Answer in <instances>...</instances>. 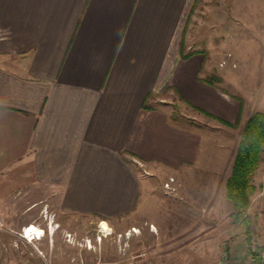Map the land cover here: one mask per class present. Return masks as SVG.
Returning a JSON list of instances; mask_svg holds the SVG:
<instances>
[{"label":"crops","instance_id":"1","mask_svg":"<svg viewBox=\"0 0 264 264\" xmlns=\"http://www.w3.org/2000/svg\"><path fill=\"white\" fill-rule=\"evenodd\" d=\"M189 2L0 0L2 206L23 198L57 214L106 218L111 228L138 221L139 233L163 248L196 231V223L205 230L211 222H227L222 209L210 205L163 202L150 178L162 172L189 176L196 166L227 167L226 140L218 143L212 131L176 119V99L220 124L239 116V101L226 87L233 68H219L221 79L213 84L206 54H181ZM253 71L247 66L242 72ZM259 93L258 87L244 99L237 124L242 131L255 111H264ZM212 139L220 147L215 155L207 148ZM3 217L16 227L37 224L46 233L36 240L44 244L43 256L34 250L23 257L16 227L2 230L1 264L69 263L62 258L65 233L51 223L59 221L48 216L43 226L8 212ZM200 246L204 255L206 244ZM183 253L195 255L189 246ZM172 255L157 264H172Z\"/></svg>","mask_w":264,"mask_h":264},{"label":"rangeland","instance_id":"2","mask_svg":"<svg viewBox=\"0 0 264 264\" xmlns=\"http://www.w3.org/2000/svg\"><path fill=\"white\" fill-rule=\"evenodd\" d=\"M180 36L185 52L190 49L189 52L206 54L211 59L212 72L206 75L211 83H219V68H233L226 87L229 94L239 101V106H244V99L251 97L258 87V97H263L264 100V0H190L181 24ZM247 66L254 68L253 73L248 72L247 75L242 72ZM262 103L264 106V101ZM171 105L174 117L181 123L212 131L218 143L220 137L223 141L226 140L227 147L222 161L227 167L222 165L214 171L196 166V169L192 168L189 176L177 173L168 175L165 172L159 176H151L156 193L163 202H196L198 205H210L211 209H222L221 214L227 215V222H211L205 230L198 229L203 224L196 223V231L175 237L170 245L172 248H163L155 239L139 233L138 221L128 228H111V223L106 218L71 213L57 214L53 208L43 207L42 202L32 205L33 202H25L21 198L20 202H5L4 206L1 203L0 213L5 228L17 225L6 222L3 217L5 212L15 220L31 218L43 226L48 225V216L52 221L56 219L60 223H51L65 233L67 241L63 246L62 258L66 256L68 264H157L164 254L171 252L172 258L176 259L172 264H219L225 247L232 251L233 258L236 259L233 264H249L252 259L255 264H264V159L253 176L255 191L250 196L248 208V214L253 220L252 240L249 244L245 227L233 216V205L226 199V180L231 173L242 135L241 126H237L238 118L233 123L220 124L214 121L210 113L188 106L181 100L176 99ZM215 139L207 146L212 149V155L220 149ZM208 151L206 149L205 153ZM170 177L175 180L171 187H167L166 182ZM216 213L219 214V211ZM101 221L107 222V233L106 230L103 232ZM135 227L138 232L133 231ZM16 229L21 231L22 225ZM203 242L206 244L204 255L200 253V244ZM16 245L23 257H27L34 250L40 256L44 254V244L41 242L35 241L32 244L19 238ZM188 246L195 251L194 256L183 253ZM8 255L7 257L12 258V254ZM167 259L168 256L165 258L166 262Z\"/></svg>","mask_w":264,"mask_h":264},{"label":"trees","instance_id":"3","mask_svg":"<svg viewBox=\"0 0 264 264\" xmlns=\"http://www.w3.org/2000/svg\"><path fill=\"white\" fill-rule=\"evenodd\" d=\"M194 52L185 53L181 45V54L187 57ZM243 104L239 108L240 120ZM264 112L255 111L246 121L236 151L232 170L226 181L227 198L233 204L236 219L245 227L247 242L252 240V223L248 208L251 194L255 191L253 176L264 157Z\"/></svg>","mask_w":264,"mask_h":264},{"label":"built area","instance_id":"4","mask_svg":"<svg viewBox=\"0 0 264 264\" xmlns=\"http://www.w3.org/2000/svg\"><path fill=\"white\" fill-rule=\"evenodd\" d=\"M174 180H175L174 177H170L169 180L166 182V186L171 187V183L174 182ZM0 210H1V203H0ZM101 224H102V221H101ZM33 226L35 228H38L37 224L31 223V224L23 226L22 230L19 231V235L23 239H25L27 242L32 243V244H34L36 240L41 239L45 235L44 234L45 229H41L42 234H39V232L36 231L35 228H33ZM3 229H5V222L0 213V230H3ZM68 236H71V234H68ZM233 263H234V258H233L232 251L229 248L225 247L224 251L221 254V259H220L219 264H233Z\"/></svg>","mask_w":264,"mask_h":264},{"label":"bare ground","instance_id":"5","mask_svg":"<svg viewBox=\"0 0 264 264\" xmlns=\"http://www.w3.org/2000/svg\"><path fill=\"white\" fill-rule=\"evenodd\" d=\"M102 227H103V232H104L105 230H106L105 233H107V232L109 231V226H108V224H107L106 221H103V222H102ZM33 228H35V227L33 226ZM35 230L38 231L39 234H42L40 228H35ZM133 231H134V232H138L139 230H138V228H135Z\"/></svg>","mask_w":264,"mask_h":264},{"label":"clouds","instance_id":"6","mask_svg":"<svg viewBox=\"0 0 264 264\" xmlns=\"http://www.w3.org/2000/svg\"><path fill=\"white\" fill-rule=\"evenodd\" d=\"M49 232V231H48ZM46 233V230L44 231V234Z\"/></svg>","mask_w":264,"mask_h":264}]
</instances>
